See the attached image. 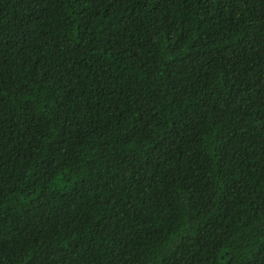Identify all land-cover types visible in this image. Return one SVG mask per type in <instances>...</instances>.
<instances>
[{"label":"trees","instance_id":"obj_1","mask_svg":"<svg viewBox=\"0 0 264 264\" xmlns=\"http://www.w3.org/2000/svg\"><path fill=\"white\" fill-rule=\"evenodd\" d=\"M0 264H264V0H0Z\"/></svg>","mask_w":264,"mask_h":264}]
</instances>
